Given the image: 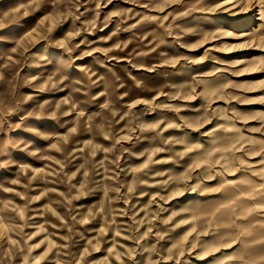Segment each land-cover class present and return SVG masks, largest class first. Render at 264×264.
Segmentation results:
<instances>
[{"label": "rangeland", "instance_id": "1", "mask_svg": "<svg viewBox=\"0 0 264 264\" xmlns=\"http://www.w3.org/2000/svg\"><path fill=\"white\" fill-rule=\"evenodd\" d=\"M0 264H264V0H0Z\"/></svg>", "mask_w": 264, "mask_h": 264}, {"label": "bare ground", "instance_id": "2", "mask_svg": "<svg viewBox=\"0 0 264 264\" xmlns=\"http://www.w3.org/2000/svg\"><path fill=\"white\" fill-rule=\"evenodd\" d=\"M243 34H245V33H243Z\"/></svg>", "mask_w": 264, "mask_h": 264}]
</instances>
